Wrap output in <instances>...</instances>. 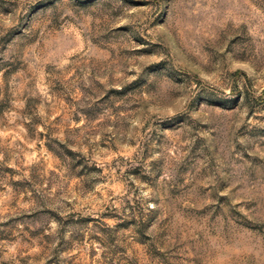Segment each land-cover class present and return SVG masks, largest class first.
<instances>
[{
    "label": "rangeland",
    "instance_id": "rangeland-1",
    "mask_svg": "<svg viewBox=\"0 0 264 264\" xmlns=\"http://www.w3.org/2000/svg\"><path fill=\"white\" fill-rule=\"evenodd\" d=\"M0 264H264V0H0Z\"/></svg>",
    "mask_w": 264,
    "mask_h": 264
}]
</instances>
